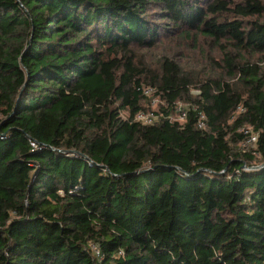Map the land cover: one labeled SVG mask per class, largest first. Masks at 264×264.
Returning a JSON list of instances; mask_svg holds the SVG:
<instances>
[{
	"label": "trees",
	"instance_id": "1",
	"mask_svg": "<svg viewBox=\"0 0 264 264\" xmlns=\"http://www.w3.org/2000/svg\"><path fill=\"white\" fill-rule=\"evenodd\" d=\"M161 33L209 41L223 75L146 63ZM247 52L264 58V0H0V264H264Z\"/></svg>",
	"mask_w": 264,
	"mask_h": 264
},
{
	"label": "rangeland",
	"instance_id": "2",
	"mask_svg": "<svg viewBox=\"0 0 264 264\" xmlns=\"http://www.w3.org/2000/svg\"><path fill=\"white\" fill-rule=\"evenodd\" d=\"M239 0H236L238 2ZM255 20V19H254ZM161 25V21H157ZM179 34H173V36L164 37L165 34L161 33L160 42L157 44V49L154 51H146L140 50L136 52L138 57L142 55H146L144 60L147 62L154 63L158 57L162 55V53L170 54L176 61H183L186 67L194 72L195 75H199L201 78L205 79L208 76H218L223 75L220 69H214L213 64L207 58V56L216 59L217 61L220 60V55L218 51L212 46V44L204 38H200L196 41L195 45L190 44L191 42L181 39ZM244 56L251 60V62L257 64L264 70V58L250 55L248 52L244 54ZM262 59V60H260ZM260 60V61H259ZM223 66V64H222ZM151 89V88H150ZM196 95V90L192 92ZM146 99L144 101V106L146 108L144 115H148L149 119L156 121V113L159 112V100L154 96V90L146 95ZM179 108L183 109L184 111L188 108V105L184 102L179 103ZM242 112V108H239L238 111L234 114L236 118ZM128 115L127 112H122L121 116L126 118ZM173 120L183 121L181 119V115L179 112L173 115ZM244 132L251 131L250 128H243ZM238 148L240 150L248 151L250 149H254L255 146L249 145L247 143L239 144ZM95 248V246H93Z\"/></svg>",
	"mask_w": 264,
	"mask_h": 264
},
{
	"label": "built area",
	"instance_id": "3",
	"mask_svg": "<svg viewBox=\"0 0 264 264\" xmlns=\"http://www.w3.org/2000/svg\"><path fill=\"white\" fill-rule=\"evenodd\" d=\"M150 92H152V89H148L145 93H146V95H147V94H149ZM177 112L180 113V115H181V119H182V120H184V119L186 118L187 114H186V112H185L183 109H181V108L178 107V108H177ZM203 119H204V117H202V120H203ZM136 120H138V121H142V122H144V123H146V124H148V123H152V120L149 119L148 115H144L143 113L138 114V115L136 116ZM202 120H201V122H200V126H203V125H204V122H203ZM256 141H257V136H256V135H252V136L250 137V140L247 141V144L254 145V144L256 143Z\"/></svg>",
	"mask_w": 264,
	"mask_h": 264
}]
</instances>
